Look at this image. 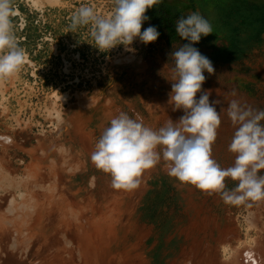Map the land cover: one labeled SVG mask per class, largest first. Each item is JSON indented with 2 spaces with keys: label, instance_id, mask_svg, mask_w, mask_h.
<instances>
[{
  "label": "bare ground",
  "instance_id": "1",
  "mask_svg": "<svg viewBox=\"0 0 264 264\" xmlns=\"http://www.w3.org/2000/svg\"><path fill=\"white\" fill-rule=\"evenodd\" d=\"M158 88L139 84L128 113L153 129L180 118ZM120 112L99 92L77 95L67 111L49 114L58 136L28 146L0 116V264H264V211H246L243 229L230 211L212 214L207 193L169 177L163 160L138 188L112 187L90 156L96 134ZM10 147L22 156L9 159ZM157 174L171 182L182 211H144L147 181Z\"/></svg>",
  "mask_w": 264,
  "mask_h": 264
},
{
  "label": "rangeland",
  "instance_id": "2",
  "mask_svg": "<svg viewBox=\"0 0 264 264\" xmlns=\"http://www.w3.org/2000/svg\"><path fill=\"white\" fill-rule=\"evenodd\" d=\"M81 5H90L99 15L107 16L113 0H12V25L26 60L17 73L0 79V116L10 118L2 127L13 132L17 141L29 139L24 144L28 146L35 143L36 137L58 136L59 127L47 122L49 114L55 109L67 111L77 95L99 92L104 101L114 102L127 114L130 105H135L133 90L139 84L155 83L158 98L168 99L174 69L170 53L188 43L178 36L175 24L179 18L198 11L213 27V33L193 45L215 69L212 75L204 73L202 89L211 90L210 102L221 100L217 110L223 109L212 157L221 167L231 166L235 154L229 151V144L235 125L227 116L228 103L239 99L264 109V0H163L146 12L149 20L141 28L143 31L149 25L156 26L160 33L157 41L144 45L135 39L131 45L134 53L125 51L123 45L100 51L88 26L72 31L71 16ZM174 114L181 116L183 111ZM20 147H10L9 159L22 156ZM83 161L89 166L88 158ZM258 175H264V170ZM147 183L152 192L146 196L144 211H182L174 202L176 192L165 176L149 177ZM225 183L232 189L237 182L226 179ZM256 209L264 211V201L243 208L226 205L219 194H206L207 211H230L242 229L246 211Z\"/></svg>",
  "mask_w": 264,
  "mask_h": 264
},
{
  "label": "clouds",
  "instance_id": "3",
  "mask_svg": "<svg viewBox=\"0 0 264 264\" xmlns=\"http://www.w3.org/2000/svg\"><path fill=\"white\" fill-rule=\"evenodd\" d=\"M163 0H113L107 16L94 7L81 5L71 16L70 29L88 26L95 47L103 52L123 45L125 51L135 39L144 45L157 41L160 33L149 25L146 12ZM12 0H0V79L17 73L25 63L26 53L17 43L11 16ZM183 43L170 56L174 59L168 104L173 111L182 110L178 121H169L158 129L120 112L110 120L99 136L90 159L95 167L111 177L115 189L132 190L140 186L144 174L161 160L169 177L181 184L195 186L209 194H219L226 205L251 208L253 202L264 201V109L254 108L232 99L226 108L235 131L229 151L234 163L221 167L212 157V144L221 124V100L210 102L211 90L202 89L207 72L214 74L212 61L193 45L213 33L212 24L198 11L181 17L175 24ZM106 50V51H105ZM199 98L197 99V94ZM235 95V94H234ZM226 179L236 181L232 189Z\"/></svg>",
  "mask_w": 264,
  "mask_h": 264
}]
</instances>
